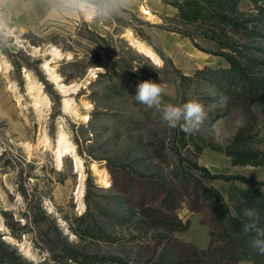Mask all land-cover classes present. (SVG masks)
Wrapping results in <instances>:
<instances>
[{
    "label": "rangeland",
    "instance_id": "1",
    "mask_svg": "<svg viewBox=\"0 0 264 264\" xmlns=\"http://www.w3.org/2000/svg\"><path fill=\"white\" fill-rule=\"evenodd\" d=\"M250 7L248 1L239 4L240 12ZM13 33L0 61V239L24 258L39 263L48 256L34 242L44 244L39 231L52 236L55 226L79 252L118 264H164L192 249H207L211 213L188 195L175 211L182 222L189 221L186 232L148 228L138 215L142 182L174 185L177 151L212 175L264 182L263 168L233 167L225 154L212 149L225 148L247 119L239 110L224 109L206 81L184 79L207 63L226 64L212 54L214 43L196 26L179 22L177 10L164 0H136L111 21L68 19L35 34ZM50 47L62 56L53 64ZM156 60L163 65L158 70ZM145 80L163 87L162 105H203L206 119L193 135L206 146L198 157L179 147V128H169L161 112L135 100L137 85ZM46 103L41 119L34 107ZM257 129L261 147L264 127ZM203 183L227 200L230 182ZM148 206L156 208L158 202ZM3 212L19 221L14 234ZM23 225L27 228L20 230ZM24 244L30 256L20 251Z\"/></svg>",
    "mask_w": 264,
    "mask_h": 264
},
{
    "label": "trees",
    "instance_id": "2",
    "mask_svg": "<svg viewBox=\"0 0 264 264\" xmlns=\"http://www.w3.org/2000/svg\"><path fill=\"white\" fill-rule=\"evenodd\" d=\"M243 1L251 5L247 12L239 10ZM164 3L177 10L179 22L196 26L202 37L214 43L217 51L212 54L226 64L205 66L192 78L184 79L206 81L223 99L224 109L239 110L247 119V125L238 130L225 148L212 149L225 154L233 167L264 169V146H259L262 139L258 138L257 129L258 124L264 127V0H164ZM164 61L170 64L167 58ZM254 129L257 130L253 132ZM177 142L194 158L206 147L180 129ZM176 155L180 161L172 172L174 185L152 179L141 183L136 204L140 221L148 228L167 234L186 232L189 221L182 222L175 211L180 208L182 198L188 195L192 204L198 207L205 205L211 213L210 241L207 249H192L188 254L164 261V264H240L245 261L264 264V255L257 254L251 247L254 234L243 232V225L248 222L244 211L249 208L257 212L258 226L264 229V182L244 176L212 175L196 160L182 159L179 151ZM183 162H186L184 166ZM203 179L230 182L227 200L220 191L204 185ZM152 202H158V206H148ZM2 215L14 234L19 221L7 212ZM84 218L80 217L79 221ZM91 226L88 229L92 231L94 224ZM26 228L23 225L19 229ZM74 232L78 234L76 230ZM39 238L44 244L37 241L34 244L48 252L42 262L24 258L16 248L0 239V264H49L51 261L54 264L120 263L117 259L79 252L65 243L66 237H62L58 226L54 227L52 236L48 231H39Z\"/></svg>",
    "mask_w": 264,
    "mask_h": 264
},
{
    "label": "clouds",
    "instance_id": "3",
    "mask_svg": "<svg viewBox=\"0 0 264 264\" xmlns=\"http://www.w3.org/2000/svg\"><path fill=\"white\" fill-rule=\"evenodd\" d=\"M7 0H0V61L6 59L3 50L10 47L14 40L12 18L3 7ZM21 11L39 9L46 19L51 21L78 20L88 23L111 21L131 10L136 0H18ZM162 62L154 61V68H161ZM163 87L155 82L145 80L137 85L135 100L148 108L161 112V118L169 128H179L185 134L195 135L199 132L206 112L202 104L189 101L182 105L163 104ZM244 216L248 222L243 225L244 233H253L251 247L259 255H264V229L258 226L259 216L254 209H246Z\"/></svg>",
    "mask_w": 264,
    "mask_h": 264
},
{
    "label": "crops",
    "instance_id": "4",
    "mask_svg": "<svg viewBox=\"0 0 264 264\" xmlns=\"http://www.w3.org/2000/svg\"><path fill=\"white\" fill-rule=\"evenodd\" d=\"M3 7L8 10V14L12 18V29L16 32L35 34L42 32L43 29L58 22L46 19L43 12L39 9L31 12L21 11V5L18 0H7ZM50 61L51 59L49 63Z\"/></svg>",
    "mask_w": 264,
    "mask_h": 264
},
{
    "label": "bare ground",
    "instance_id": "5",
    "mask_svg": "<svg viewBox=\"0 0 264 264\" xmlns=\"http://www.w3.org/2000/svg\"><path fill=\"white\" fill-rule=\"evenodd\" d=\"M48 54H49V56H50V58L49 59H51V61H50V63H55V62H57L58 60H61L62 59V56H61V54L56 50V49H54L53 47H50V49L48 50ZM197 56H199V55H197ZM208 65H210V63H207L206 65H204V66H208ZM200 68H202L203 67V65H202V63H201V65H198ZM27 76H29L28 74H27ZM27 80V79H26ZM27 84V83H26ZM33 106V105H32ZM48 110V103H46V105L44 106V107H39V106H35L34 107V112H35V114H37V116L39 117V118H41L42 119V117H43V115L45 114V112ZM64 133V132H63ZM62 134V133H61ZM29 247V246H28ZM27 247V245H23V247H22V249H21V251L24 253V255H29V248ZM30 256V255H29Z\"/></svg>",
    "mask_w": 264,
    "mask_h": 264
},
{
    "label": "water",
    "instance_id": "6",
    "mask_svg": "<svg viewBox=\"0 0 264 264\" xmlns=\"http://www.w3.org/2000/svg\"><path fill=\"white\" fill-rule=\"evenodd\" d=\"M18 247H19V245H18ZM21 251V250H20Z\"/></svg>",
    "mask_w": 264,
    "mask_h": 264
}]
</instances>
